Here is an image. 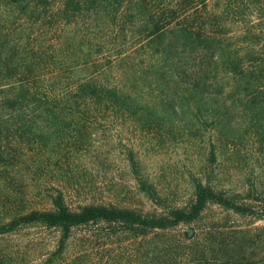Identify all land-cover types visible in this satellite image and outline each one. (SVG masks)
I'll return each instance as SVG.
<instances>
[{"label":"trees","instance_id":"obj_1","mask_svg":"<svg viewBox=\"0 0 264 264\" xmlns=\"http://www.w3.org/2000/svg\"><path fill=\"white\" fill-rule=\"evenodd\" d=\"M211 4L0 0V162L8 165V178L20 175L21 155L3 147L4 139L20 150L49 142L59 156L86 153L99 130L134 117L162 123L191 116L193 127L214 137L212 165L217 140L264 141V25L233 30L230 17L238 13L219 14ZM124 155L139 190L160 202L134 150ZM53 167L52 208L0 222V237L37 226L58 230L54 250L40 264H56L74 231L90 226L108 239L133 238L129 264H264V228L190 230L211 206L264 220V197L252 183L244 194H229L192 177V203L164 215L101 204L72 210L63 187L78 181L62 165ZM181 227L189 230L176 233Z\"/></svg>","mask_w":264,"mask_h":264},{"label":"rangeland","instance_id":"obj_2","mask_svg":"<svg viewBox=\"0 0 264 264\" xmlns=\"http://www.w3.org/2000/svg\"><path fill=\"white\" fill-rule=\"evenodd\" d=\"M209 1L219 14L224 11L238 13L239 16L230 17L233 30L264 25V0ZM240 118L235 122L237 129L242 122ZM195 123L189 115H179L173 122L165 120L162 123L128 118L99 130L88 152H70L64 156L52 153L49 142L47 146L30 142L22 151L12 139H4L3 147L21 155L17 159L19 163L15 164L21 172L18 177L9 173L8 178V165L0 162V222H7L14 215L31 209L52 208L51 196L57 188L51 179L52 171H58L53 167L55 164L62 165L65 174L78 181L63 187L72 210L101 204L133 209L143 215H164L170 209L184 208L192 203V177L229 194H244L252 183L264 197V141L250 140L249 135L236 142L217 140V161L212 165L209 144L215 142L214 137L193 127ZM184 124H188L187 129ZM126 148L136 153L160 202L151 200L139 190L124 155ZM30 153L29 158L27 154ZM21 188L25 193H21ZM209 228L221 231L262 229L264 220L227 214L211 206L203 220L190 230L201 233ZM185 230L189 228L181 227L176 233ZM99 231V226L76 229L64 256L56 264H129V260L134 259L137 243L133 238L108 239L100 236ZM58 239V230L38 226L0 237V256L5 255L8 260L2 264H40L54 250Z\"/></svg>","mask_w":264,"mask_h":264}]
</instances>
